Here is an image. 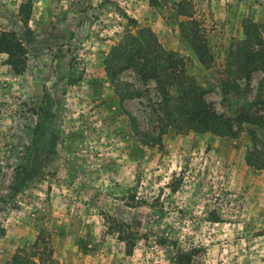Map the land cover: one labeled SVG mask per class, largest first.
Segmentation results:
<instances>
[{"label": "rangeland", "instance_id": "rangeland-1", "mask_svg": "<svg viewBox=\"0 0 264 264\" xmlns=\"http://www.w3.org/2000/svg\"><path fill=\"white\" fill-rule=\"evenodd\" d=\"M24 1L0 0V29L27 52L21 75L0 53V264H173L177 249L264 264V168L246 162L254 143L264 154V0H32L23 24ZM140 31L217 113L257 124L235 138L166 126L153 79L106 74ZM226 76L237 92L222 93Z\"/></svg>", "mask_w": 264, "mask_h": 264}, {"label": "trees", "instance_id": "trees-1", "mask_svg": "<svg viewBox=\"0 0 264 264\" xmlns=\"http://www.w3.org/2000/svg\"><path fill=\"white\" fill-rule=\"evenodd\" d=\"M31 5L32 0H26L18 8V15L23 24L28 22ZM142 35L143 31H140L138 36L130 35L129 44L118 43L112 47L109 57L105 60L106 74L116 86L118 83L117 74L128 67L136 68L144 79H153L162 98L161 109L166 120V126L171 125L173 129L179 131L194 129L196 131H210L218 136L235 138L240 134L244 123L257 124V119L248 114H240L236 118H227L217 113L204 100L203 93H200L196 84L185 83L182 60L177 59L172 51L162 48H157L154 55V51L151 50L148 43L149 39L142 38ZM134 41L139 42V47H131ZM190 42L191 47L199 57L200 64L210 68V60L205 57V54L202 55L203 47L199 48V45L192 39ZM239 52L237 62L241 65L240 70L245 79H249L250 69L246 65L253 57L244 50ZM0 53L6 54L5 63L14 73L23 74L27 52L15 31L0 29ZM257 67H260V65L255 68ZM219 86L223 94L239 90V85L232 82L227 76L220 80ZM253 139L257 141L256 138ZM246 162L249 165L264 168V154L260 152V148L257 147L256 143L253 144L252 149L246 155ZM116 231L120 241H123L126 245V253L131 254L135 240H130L127 236H124V231L121 228ZM192 257V251L177 249L173 257V264H191ZM7 264L22 263L18 262L16 256H13L12 261Z\"/></svg>", "mask_w": 264, "mask_h": 264}]
</instances>
